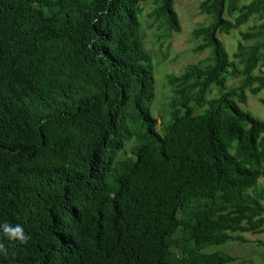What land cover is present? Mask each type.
Instances as JSON below:
<instances>
[{
  "label": "trees",
  "instance_id": "trees-1",
  "mask_svg": "<svg viewBox=\"0 0 264 264\" xmlns=\"http://www.w3.org/2000/svg\"><path fill=\"white\" fill-rule=\"evenodd\" d=\"M148 1L160 40L181 32L174 0H0V221L30 236L0 240V264H238L208 249L264 232V119L244 107L264 90V0L200 2L211 55L167 76L166 124ZM251 19L232 59L219 34Z\"/></svg>",
  "mask_w": 264,
  "mask_h": 264
},
{
  "label": "rangeland",
  "instance_id": "rangeland-1",
  "mask_svg": "<svg viewBox=\"0 0 264 264\" xmlns=\"http://www.w3.org/2000/svg\"><path fill=\"white\" fill-rule=\"evenodd\" d=\"M175 9L179 14L182 30L173 33L165 42L158 38V30L148 17V13L153 9L154 4L148 1L143 4L144 13L142 15L143 36L145 45L153 54V68L156 79V97L152 104V113L165 124L170 119V106L168 99L170 89L168 86V75L179 74L184 66L189 63H207L211 55V49L197 51L196 48L202 42L193 34V30L201 24H209L211 16L202 14L199 11V4L202 0H174ZM141 17V16H140ZM259 23L256 19H251L249 23L240 29L231 31L230 34H219L220 40L224 43L231 58L237 51L239 41L245 45H252L256 37L243 40L242 33L255 31L254 26ZM239 69L242 65L237 64ZM258 72V71H256ZM242 81L241 76L228 78V89L237 86ZM217 94L215 89L212 96ZM264 97V90L258 95L248 93L247 104L244 107L255 117L264 119V104L260 98ZM162 125L159 126L161 128ZM245 242L233 241L224 246L212 247L208 251L224 250L238 257V264H264V232L253 234H242Z\"/></svg>",
  "mask_w": 264,
  "mask_h": 264
},
{
  "label": "clouds",
  "instance_id": "clouds-1",
  "mask_svg": "<svg viewBox=\"0 0 264 264\" xmlns=\"http://www.w3.org/2000/svg\"><path fill=\"white\" fill-rule=\"evenodd\" d=\"M30 236L26 234L25 228L21 223H11L0 221V240L9 242L10 246L25 245L28 243ZM7 247L0 243V254L7 255Z\"/></svg>",
  "mask_w": 264,
  "mask_h": 264
}]
</instances>
